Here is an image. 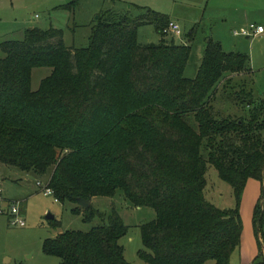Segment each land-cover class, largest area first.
Masks as SVG:
<instances>
[{"label": "trees", "instance_id": "obj_1", "mask_svg": "<svg viewBox=\"0 0 264 264\" xmlns=\"http://www.w3.org/2000/svg\"><path fill=\"white\" fill-rule=\"evenodd\" d=\"M170 20L150 8L135 17L107 9L97 15L87 46L67 45L53 25L3 40L0 162L40 175L52 169L47 186L60 202L122 188L134 204L155 208L157 216L141 225L139 255L149 264H231L242 238L245 183L255 177L264 186V93L255 94L249 55L226 51L212 38L196 76H187L192 43L167 37ZM147 23L162 35L159 42L139 41L138 28ZM35 66L52 67L37 89ZM232 94L247 115L225 111ZM208 162L234 187L236 206L206 198ZM73 210L85 220L104 216L92 202ZM254 221L260 232L263 202ZM127 231L113 211L88 231L47 237L43 250L59 256V264H133L120 242ZM260 237L254 262L264 264Z\"/></svg>", "mask_w": 264, "mask_h": 264}, {"label": "rangeland", "instance_id": "obj_2", "mask_svg": "<svg viewBox=\"0 0 264 264\" xmlns=\"http://www.w3.org/2000/svg\"><path fill=\"white\" fill-rule=\"evenodd\" d=\"M71 1L0 0V57L6 55L1 48L3 40L23 39L27 29L31 27L46 29L53 25L62 28L67 45L87 46L97 15L103 10L115 9L135 17L150 8L164 12L179 22L182 36H175L176 41L192 43L185 69L187 76H196L206 41L212 38L220 42L226 51H240L251 57V64L256 69L255 94L260 97L264 93V34L247 37L240 32L243 27L248 28L251 22L264 23V0H261L258 7L250 2L245 3L244 0H77L72 6H63ZM254 7L258 10L247 17L246 11H251ZM190 33L192 39H189ZM171 36L172 34H167L168 38ZM161 37L154 24L147 23L138 28V39L141 42H159ZM51 71L50 66H35L32 88L37 89L42 78ZM234 97L233 94L227 96L229 100L226 101L225 111L235 116L242 113L247 115ZM220 106L217 103V107ZM262 133L264 137V129ZM48 174L40 175L0 162V184L4 189L3 197L0 198L1 264H59V256L43 250L47 237H53L67 229L88 231L95 225L108 222L113 211H117L128 225L127 233L120 238L125 248V258L133 264H149L139 255V250L144 247L141 225L157 216L155 208L134 204L125 196L124 190L119 188L112 196H94L93 206L103 212L104 216L97 215L91 220H85L82 213L73 210L78 203L60 202L53 194L44 193L43 187L48 183ZM205 175L207 183L204 191L208 200L223 208L237 205L234 187L221 178L213 163L208 162ZM38 181L42 186L38 185ZM16 201L20 203V213L17 216L25 220L24 225L11 222L15 216L11 213V206ZM259 202L264 205L263 183L258 178L249 177L239 205L243 222L242 240L233 252L231 264H239L241 256L244 260L252 256L251 262L258 264L254 259L260 253L259 238L264 233V221L260 232L254 221ZM48 213H53L61 221L59 226L50 222L53 218L48 217ZM204 264H214V260L209 259Z\"/></svg>", "mask_w": 264, "mask_h": 264}, {"label": "built area", "instance_id": "obj_3", "mask_svg": "<svg viewBox=\"0 0 264 264\" xmlns=\"http://www.w3.org/2000/svg\"><path fill=\"white\" fill-rule=\"evenodd\" d=\"M164 31L167 34H172L174 36H182V29L181 26L179 24V22L171 19L168 23V25L164 28ZM264 31V24H257V23H253L251 22L249 27H243L242 30L240 31L243 34L246 35H252V34H258ZM237 32V31H236ZM39 185H42V183L40 181H38ZM44 192L46 194H53V189L51 187H48L47 185H45L44 187ZM3 187L0 184V198L3 197ZM19 201L13 202L12 206H11V213L14 214L15 216L12 218L11 222L13 224H20V225H24L25 224V220L21 217H18V213H20V206H19Z\"/></svg>", "mask_w": 264, "mask_h": 264}, {"label": "crops", "instance_id": "obj_4", "mask_svg": "<svg viewBox=\"0 0 264 264\" xmlns=\"http://www.w3.org/2000/svg\"><path fill=\"white\" fill-rule=\"evenodd\" d=\"M245 1V3H247V2H250L251 4H253L255 7H258L259 6V4H260V2H261V0H244ZM252 8V10L250 11V10H247L246 11V16L247 17H249V15H252V13H255L257 10H258V8ZM258 24H264L263 22H259ZM259 35H262V34H264V31L263 32H261V33H258ZM253 35H256V34H253ZM247 37H251V35H247ZM206 45V44H205ZM249 65H250V68H251V70H252V76H253V78H254V76H255V73H256V69H254L253 68V66H252V64H251V57H249ZM255 82V81H254ZM28 171V170H27ZM30 171H32V170H30ZM50 171V173L48 174V172L47 173H45V174H48V181H49V179H50V176H51V173H52V169H50L49 170ZM35 172V171H34ZM35 173H37V172H35ZM38 174V173H37ZM39 185V184H38ZM39 186H42V185H39ZM4 192V191H3ZM45 193V192H44ZM94 197V196H93ZM93 199V198H92ZM91 199V200H92ZM261 238V237H260ZM241 240H242V238H241ZM255 253V252H254ZM233 255V254H232ZM240 259H241V261H240V263L239 264H253L252 262H251V260L253 259V257L251 256V257H248V259L247 260H244L243 258H242V256L240 257ZM232 263V262H231ZM1 264V263H0Z\"/></svg>", "mask_w": 264, "mask_h": 264}, {"label": "water", "instance_id": "obj_5", "mask_svg": "<svg viewBox=\"0 0 264 264\" xmlns=\"http://www.w3.org/2000/svg\"><path fill=\"white\" fill-rule=\"evenodd\" d=\"M77 201H78L79 206H80L82 209L87 208V207L91 204V202H92L91 199H87V198H84V197H79V198L77 199ZM47 216L50 217V218H54V217H55V215H54L53 213H48Z\"/></svg>", "mask_w": 264, "mask_h": 264}]
</instances>
